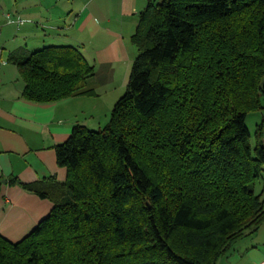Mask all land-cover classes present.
<instances>
[{"label": "trees", "instance_id": "1", "mask_svg": "<svg viewBox=\"0 0 264 264\" xmlns=\"http://www.w3.org/2000/svg\"><path fill=\"white\" fill-rule=\"evenodd\" d=\"M137 54L103 127L75 124L55 145L62 182L21 183L50 212L23 238L0 234V264H217L264 222V0H151ZM22 96L94 95L79 48L8 59Z\"/></svg>", "mask_w": 264, "mask_h": 264}, {"label": "crops", "instance_id": "2", "mask_svg": "<svg viewBox=\"0 0 264 264\" xmlns=\"http://www.w3.org/2000/svg\"><path fill=\"white\" fill-rule=\"evenodd\" d=\"M149 1L0 0V234L5 238L20 240L53 206L11 179L64 181L66 169L57 164L55 145L67 140L75 124L97 129L106 121L117 91L126 87L137 54L130 38ZM50 45L81 50L94 66V95L54 102L22 96L24 82L9 55ZM253 260L263 262L264 254Z\"/></svg>", "mask_w": 264, "mask_h": 264}, {"label": "rangeland", "instance_id": "3", "mask_svg": "<svg viewBox=\"0 0 264 264\" xmlns=\"http://www.w3.org/2000/svg\"><path fill=\"white\" fill-rule=\"evenodd\" d=\"M14 2H15V0H14ZM124 89H125V87L123 89H121L120 92L117 91L118 95H117L115 101L123 94ZM105 97L106 96L104 95L103 98L105 99ZM105 109H107V107L104 108V110ZM97 110H98V108H97ZM104 110H100V112L103 113ZM110 112L108 113V117H107L106 121H104L103 123H100V127H103L106 124V122L110 116ZM263 115H264L263 111H251L246 115L245 124H246V126L249 129L250 134H251V137H250L251 146L255 145V142H256V138H255L256 124L261 121V119L263 118ZM96 128H98V127H96ZM254 191L257 194L262 193V192L264 194V170H263L262 176L260 178L256 179V181H255ZM235 247L236 248L230 250L226 256L220 258L217 264H255L254 260H253L254 257L258 254H264V222L260 226V228L257 230V232L240 239L236 243ZM263 262H260L258 264H261Z\"/></svg>", "mask_w": 264, "mask_h": 264}, {"label": "built area", "instance_id": "4", "mask_svg": "<svg viewBox=\"0 0 264 264\" xmlns=\"http://www.w3.org/2000/svg\"><path fill=\"white\" fill-rule=\"evenodd\" d=\"M261 264H264V262H263V263H261Z\"/></svg>", "mask_w": 264, "mask_h": 264}]
</instances>
